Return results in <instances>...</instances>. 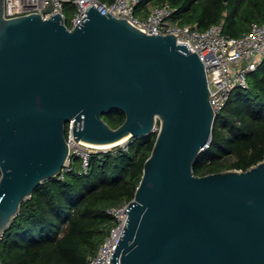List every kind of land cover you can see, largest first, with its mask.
<instances>
[{
    "label": "water",
    "instance_id": "obj_1",
    "mask_svg": "<svg viewBox=\"0 0 264 264\" xmlns=\"http://www.w3.org/2000/svg\"><path fill=\"white\" fill-rule=\"evenodd\" d=\"M96 2L70 28L60 11L7 17L0 0V236L59 178L74 121L92 144L157 132L110 264H264V157L194 171L217 117L203 59Z\"/></svg>",
    "mask_w": 264,
    "mask_h": 264
},
{
    "label": "trees",
    "instance_id": "obj_2",
    "mask_svg": "<svg viewBox=\"0 0 264 264\" xmlns=\"http://www.w3.org/2000/svg\"><path fill=\"white\" fill-rule=\"evenodd\" d=\"M166 2L175 7L174 20L202 29L222 22L224 32L232 36L264 18V0H141L138 12L146 14L151 6ZM65 9L69 15L75 6L67 3ZM105 118L117 126L125 113ZM156 135L133 136L127 149L96 152L88 175L73 171L64 179L41 183L2 235L0 264H87L113 224L108 208L134 198ZM263 157L264 61L250 72L249 87L235 88L217 114L212 141L194 171L247 169Z\"/></svg>",
    "mask_w": 264,
    "mask_h": 264
},
{
    "label": "built area",
    "instance_id": "obj_3",
    "mask_svg": "<svg viewBox=\"0 0 264 264\" xmlns=\"http://www.w3.org/2000/svg\"><path fill=\"white\" fill-rule=\"evenodd\" d=\"M95 1V6L103 13L109 10L117 16L127 17L139 26L146 27L150 33L166 34L174 31L178 33L177 41L188 42L192 50L196 49L206 66L209 86L213 93L211 102L217 114L224 108L235 88L249 87L250 72L264 61V18L261 21H253L243 34L232 36L224 32L222 22L202 29L197 24H182L174 20L175 7L169 2L155 5L146 14H140L138 5L141 0H5V15L13 17L40 12L44 17H49L51 13L60 11L68 26L73 28L87 15L86 9ZM67 3H73L75 6L70 16L65 9ZM51 4L53 9L47 11ZM158 129L156 128V131ZM67 138L70 153L59 178H66L67 173L73 171L80 175L90 174L93 155L105 151L104 148L78 139L74 134V121L68 123ZM122 148L127 149L129 146L123 144ZM128 203L108 208V212L113 216V224L108 228L96 252L90 255L87 264L113 262L112 251L116 250L128 219Z\"/></svg>",
    "mask_w": 264,
    "mask_h": 264
},
{
    "label": "rangeland",
    "instance_id": "obj_4",
    "mask_svg": "<svg viewBox=\"0 0 264 264\" xmlns=\"http://www.w3.org/2000/svg\"><path fill=\"white\" fill-rule=\"evenodd\" d=\"M151 7H153V6H151ZM68 13H69V16H70L71 15L70 12H68ZM69 19L71 20V17ZM132 138H133V136H131L130 138H128L127 140H125V142L122 141L124 143L119 142L121 144H119V143H113V144L105 145L104 147H101V148H104L105 151L116 150V149L122 147L123 144H125V145L129 144V142H131Z\"/></svg>",
    "mask_w": 264,
    "mask_h": 264
},
{
    "label": "bare ground",
    "instance_id": "obj_5",
    "mask_svg": "<svg viewBox=\"0 0 264 264\" xmlns=\"http://www.w3.org/2000/svg\"><path fill=\"white\" fill-rule=\"evenodd\" d=\"M127 139H128V137H125V138H123V139H121V140H119V141H117V142H115V143H119V142H122V141L125 142V140H127ZM122 143H123V142H122ZM111 144H113V143H111ZM119 144H121V143H119ZM93 145H95V146L101 148V147H104L105 145H109V144H93Z\"/></svg>",
    "mask_w": 264,
    "mask_h": 264
},
{
    "label": "flooded vegetation",
    "instance_id": "obj_6",
    "mask_svg": "<svg viewBox=\"0 0 264 264\" xmlns=\"http://www.w3.org/2000/svg\"><path fill=\"white\" fill-rule=\"evenodd\" d=\"M106 116V115H105Z\"/></svg>",
    "mask_w": 264,
    "mask_h": 264
}]
</instances>
